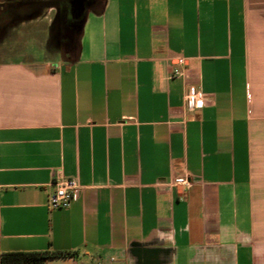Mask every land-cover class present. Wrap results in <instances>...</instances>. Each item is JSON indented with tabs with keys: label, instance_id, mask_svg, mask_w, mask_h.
Segmentation results:
<instances>
[{
	"label": "crops",
	"instance_id": "0c3cea01",
	"mask_svg": "<svg viewBox=\"0 0 264 264\" xmlns=\"http://www.w3.org/2000/svg\"><path fill=\"white\" fill-rule=\"evenodd\" d=\"M56 18L0 0V257L264 264V0H95L51 44Z\"/></svg>",
	"mask_w": 264,
	"mask_h": 264
},
{
	"label": "built area",
	"instance_id": "2783aa9c",
	"mask_svg": "<svg viewBox=\"0 0 264 264\" xmlns=\"http://www.w3.org/2000/svg\"><path fill=\"white\" fill-rule=\"evenodd\" d=\"M184 59L178 57L177 66L172 67V75L179 76L183 74ZM185 104L188 109L202 108L205 105L202 91H189L185 93ZM172 185L190 184V179L186 175L176 176L171 180ZM79 184L76 179L71 177H58L53 181V188L47 197V205L50 209L67 208L77 197Z\"/></svg>",
	"mask_w": 264,
	"mask_h": 264
},
{
	"label": "trees",
	"instance_id": "16d2710c",
	"mask_svg": "<svg viewBox=\"0 0 264 264\" xmlns=\"http://www.w3.org/2000/svg\"><path fill=\"white\" fill-rule=\"evenodd\" d=\"M59 253L50 251H12L3 253L0 264H45L47 257Z\"/></svg>",
	"mask_w": 264,
	"mask_h": 264
},
{
	"label": "flooded vegetation",
	"instance_id": "af4514ba",
	"mask_svg": "<svg viewBox=\"0 0 264 264\" xmlns=\"http://www.w3.org/2000/svg\"><path fill=\"white\" fill-rule=\"evenodd\" d=\"M58 4V15L60 16V24H61V35L64 33V29L67 27V25L74 24L75 22L79 21L74 19L71 16V13L69 11V3L67 0H55ZM95 0H87L86 7L91 5Z\"/></svg>",
	"mask_w": 264,
	"mask_h": 264
},
{
	"label": "water",
	"instance_id": "95a60500",
	"mask_svg": "<svg viewBox=\"0 0 264 264\" xmlns=\"http://www.w3.org/2000/svg\"><path fill=\"white\" fill-rule=\"evenodd\" d=\"M86 3L87 0H69V5H70L69 11L71 13V16L74 19L79 20V22H81L84 18ZM57 24H59L58 18H56L54 21L55 29L58 28Z\"/></svg>",
	"mask_w": 264,
	"mask_h": 264
},
{
	"label": "rangeland",
	"instance_id": "374dc122",
	"mask_svg": "<svg viewBox=\"0 0 264 264\" xmlns=\"http://www.w3.org/2000/svg\"><path fill=\"white\" fill-rule=\"evenodd\" d=\"M67 2L69 3V0H67ZM58 21H60V16L59 15H58ZM60 23L61 22H59V24H57L58 28L54 30V33H51V41H50L51 44H52V42H60L61 41L60 40V36L63 37V34L61 35L62 29H61V24ZM76 24H78V21L74 23V25H76ZM53 28L54 27H52V32H53ZM77 30H78V28L76 27V29H75V27H74V31L75 32H74L73 36L76 35ZM32 44H33L32 43V37L26 36V38L24 40L23 39L21 40L20 46H26V48L29 49L30 47H34V45H32Z\"/></svg>",
	"mask_w": 264,
	"mask_h": 264
}]
</instances>
